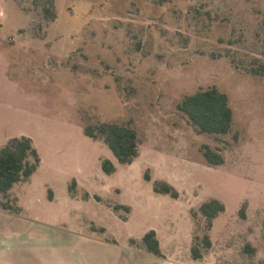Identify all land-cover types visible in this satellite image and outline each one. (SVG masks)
<instances>
[{"label": "rangeland", "instance_id": "rangeland-1", "mask_svg": "<svg viewBox=\"0 0 264 264\" xmlns=\"http://www.w3.org/2000/svg\"><path fill=\"white\" fill-rule=\"evenodd\" d=\"M47 5L0 0V145L27 135L42 157L2 196L21 210L0 208V264H264V75L252 71L264 0H55V20ZM211 86L229 95L228 133L199 132L178 108ZM102 121L137 128L131 164L85 134ZM211 198L226 210L209 229ZM150 229L165 257L144 243Z\"/></svg>", "mask_w": 264, "mask_h": 264}, {"label": "trees", "instance_id": "trees-1", "mask_svg": "<svg viewBox=\"0 0 264 264\" xmlns=\"http://www.w3.org/2000/svg\"><path fill=\"white\" fill-rule=\"evenodd\" d=\"M44 10L46 17L50 20L57 18L55 0H48V5ZM252 71L255 74L264 75V63L259 62L252 68ZM178 108L188 116L199 132L228 133L232 130L234 109L230 104L229 95L217 86L200 88L191 94H187L179 101ZM84 132L92 138L103 139L122 164H131L139 155V132L131 124L102 121L96 125H87ZM202 150L210 164L218 165L225 162L224 156L209 145H203ZM41 161L42 157L38 148L32 138L27 135L17 137L5 145H0V208L20 212V206L9 200H3L2 196L8 194L16 183L28 181L37 171ZM101 166L107 174H113L117 171V166L111 158H104ZM145 178L151 179L148 171L145 173ZM77 184L76 179H74L70 186L71 192H75ZM153 188L157 193L170 194L174 198L179 196L178 189L166 180H156ZM121 207L127 211L131 209L129 205L125 204H118L116 209ZM200 210L207 218L208 228L211 229L213 220L226 210V205L218 198H211L202 203ZM241 214L245 215L244 209H241ZM143 241L150 252L159 256L164 255L155 229L147 231L143 236ZM204 241L207 246H211L212 241L208 234L204 236ZM192 253L194 258H199L202 255L197 246L192 248Z\"/></svg>", "mask_w": 264, "mask_h": 264}, {"label": "crops", "instance_id": "crops-1", "mask_svg": "<svg viewBox=\"0 0 264 264\" xmlns=\"http://www.w3.org/2000/svg\"><path fill=\"white\" fill-rule=\"evenodd\" d=\"M86 3H84V5H85ZM153 253V252H152ZM163 254H164V252H163ZM156 255V254H155ZM159 256V255H158ZM160 257H165V256H160Z\"/></svg>", "mask_w": 264, "mask_h": 264}]
</instances>
